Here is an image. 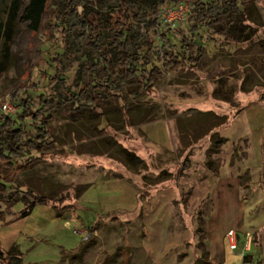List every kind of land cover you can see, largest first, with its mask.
Wrapping results in <instances>:
<instances>
[{
    "label": "rangeland",
    "instance_id": "rangeland-1",
    "mask_svg": "<svg viewBox=\"0 0 264 264\" xmlns=\"http://www.w3.org/2000/svg\"><path fill=\"white\" fill-rule=\"evenodd\" d=\"M88 1L108 14L115 9L116 0ZM138 1L149 8L152 0ZM243 10L248 26L239 43L204 40L194 69L162 70L148 94L126 87L103 117L85 111L82 122L58 109L59 92L47 79L54 66L41 62L27 72L35 35L16 22L6 55L0 46V109L9 100L20 113L11 99L20 88L35 106L43 94L53 141L19 172L16 186L57 202L36 204L21 217L22 202L8 215L0 200V264H8L9 251L10 264H264V0ZM185 21L175 40L191 39ZM189 26L206 36L193 21ZM64 28L44 49L60 57L57 69L76 85L86 55ZM162 54L149 68H161ZM23 151L22 159L38 156Z\"/></svg>",
    "mask_w": 264,
    "mask_h": 264
},
{
    "label": "trees",
    "instance_id": "trees-1",
    "mask_svg": "<svg viewBox=\"0 0 264 264\" xmlns=\"http://www.w3.org/2000/svg\"><path fill=\"white\" fill-rule=\"evenodd\" d=\"M166 1L152 0L149 8H144L138 0H116L115 9L108 14L88 0H28L24 7L22 0H0L1 52L6 55L9 51L16 22H26L28 30L35 35L29 49L27 72L32 75L41 62L54 66V74L47 79L55 82L60 96L57 106L62 116L76 122L85 120V111L97 112L103 117V108L110 100L121 102L126 87L148 94L162 76V70L183 64L194 69L205 53L204 40L216 46L220 37L223 38L220 46L227 41L239 43L241 32L248 26L244 24L247 16L243 9L255 0H168L191 5L184 23L191 36L189 40H175V29H160V12ZM190 21L203 27L206 36L200 33V28L192 30ZM61 25L65 26L62 32L79 38L86 55L80 65L82 80L76 85L69 84L57 69L60 57L44 49L47 38ZM161 52V68L156 65L149 68L155 54ZM22 94L26 91L20 88L11 97L20 107V113L7 115L0 122V200L8 215L12 214L15 204L22 202L25 210L21 217H24L36 204L56 200L21 191L16 186L19 172L42 159L43 149L53 144L52 114L46 97L39 95L35 106L28 94L24 97ZM26 120L35 124V133L28 132ZM24 147L34 150L38 156L22 159ZM71 208L72 205L63 210ZM4 213L0 208V219ZM12 255L10 251L6 254L8 264Z\"/></svg>",
    "mask_w": 264,
    "mask_h": 264
},
{
    "label": "built area",
    "instance_id": "built-area-1",
    "mask_svg": "<svg viewBox=\"0 0 264 264\" xmlns=\"http://www.w3.org/2000/svg\"><path fill=\"white\" fill-rule=\"evenodd\" d=\"M191 5L185 2L179 3H168L164 5L160 12L161 19V30H173L176 25L180 23L186 15L189 13ZM18 108L13 107L9 100H6L0 109V122L4 120L5 116H13L17 113ZM227 238L230 244V248L234 249L236 247L235 235L233 231L227 233Z\"/></svg>",
    "mask_w": 264,
    "mask_h": 264
},
{
    "label": "crops",
    "instance_id": "crops-1",
    "mask_svg": "<svg viewBox=\"0 0 264 264\" xmlns=\"http://www.w3.org/2000/svg\"><path fill=\"white\" fill-rule=\"evenodd\" d=\"M245 259H247V260H245ZM251 258H249L248 256H243V261L244 262H246V261H248V260H250ZM205 263H209V264H214L212 261H205ZM216 264V263H215ZM218 264V263H217Z\"/></svg>",
    "mask_w": 264,
    "mask_h": 264
}]
</instances>
